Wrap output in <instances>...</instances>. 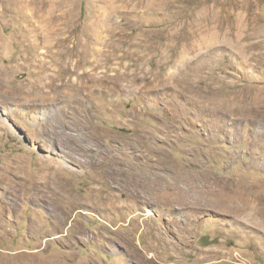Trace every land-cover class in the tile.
Listing matches in <instances>:
<instances>
[{
  "label": "rangeland",
  "instance_id": "obj_1",
  "mask_svg": "<svg viewBox=\"0 0 264 264\" xmlns=\"http://www.w3.org/2000/svg\"><path fill=\"white\" fill-rule=\"evenodd\" d=\"M9 7L0 260L264 264V0H65L49 53Z\"/></svg>",
  "mask_w": 264,
  "mask_h": 264
},
{
  "label": "bare ground",
  "instance_id": "obj_2",
  "mask_svg": "<svg viewBox=\"0 0 264 264\" xmlns=\"http://www.w3.org/2000/svg\"><path fill=\"white\" fill-rule=\"evenodd\" d=\"M9 2H10L9 9L11 10L12 13H14V12L15 13L16 12L24 13V16L27 17V22L30 24L29 29L31 31L35 32L34 40L37 42V44H40V45L42 44V45H44V47L47 48L46 53H49L50 47L53 48V46L58 44V42L60 43L61 34H62L61 28L63 27V23H64V22H62V18L69 14V13L65 14L63 12L65 0H9ZM32 6L35 8L33 10L34 12L33 13H28V12L25 13L28 9H30V8L33 9ZM46 7L48 9L44 10ZM10 10H7V11H10ZM44 60H46V59L44 58ZM52 60L53 59H51V61ZM80 94H81V92H80ZM79 97H80V95H79ZM70 98L73 100V96L72 97L70 96ZM48 99H50V98H48ZM82 99H83V97H82ZM82 99H80V100H82ZM46 101H47V97H46ZM47 102H49V101H47ZM0 114H1L0 116H2L8 122V117L5 115L4 111L0 112ZM93 131H94V129H93ZM80 151H81V149H80ZM43 177H44V175H43ZM0 261H1L0 264H11L12 263V262H8V260L7 261L0 260ZM51 264H59V263H57L55 261V262H52Z\"/></svg>",
  "mask_w": 264,
  "mask_h": 264
}]
</instances>
